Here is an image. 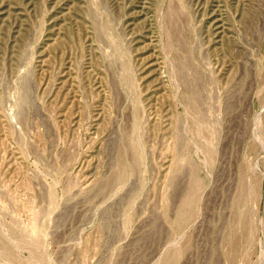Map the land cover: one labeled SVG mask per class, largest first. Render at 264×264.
<instances>
[{
    "label": "rangeland",
    "instance_id": "1",
    "mask_svg": "<svg viewBox=\"0 0 264 264\" xmlns=\"http://www.w3.org/2000/svg\"><path fill=\"white\" fill-rule=\"evenodd\" d=\"M0 264H264V0H0Z\"/></svg>",
    "mask_w": 264,
    "mask_h": 264
}]
</instances>
